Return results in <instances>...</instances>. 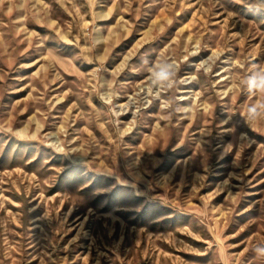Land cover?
Returning <instances> with one entry per match:
<instances>
[{"label":"rangeland","instance_id":"obj_1","mask_svg":"<svg viewBox=\"0 0 264 264\" xmlns=\"http://www.w3.org/2000/svg\"><path fill=\"white\" fill-rule=\"evenodd\" d=\"M256 67L264 0H0V264H264Z\"/></svg>","mask_w":264,"mask_h":264},{"label":"clouds","instance_id":"obj_2","mask_svg":"<svg viewBox=\"0 0 264 264\" xmlns=\"http://www.w3.org/2000/svg\"><path fill=\"white\" fill-rule=\"evenodd\" d=\"M150 80L152 86L170 87L175 76V67L170 62H161L150 69ZM246 86L249 93H264V67H256L246 78ZM249 117H254L257 113V107L252 106L248 109ZM253 252L259 257H264V245H257Z\"/></svg>","mask_w":264,"mask_h":264}]
</instances>
